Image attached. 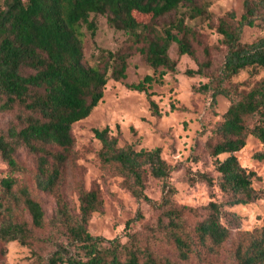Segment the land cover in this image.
Segmentation results:
<instances>
[{"label": "trees", "instance_id": "obj_1", "mask_svg": "<svg viewBox=\"0 0 264 264\" xmlns=\"http://www.w3.org/2000/svg\"><path fill=\"white\" fill-rule=\"evenodd\" d=\"M182 5L193 14L204 9L195 0H0V108L21 107L19 125L0 131V157L15 172L24 169L15 155L18 145L35 155V185L54 194L57 206L52 220L61 235L43 258L38 256L28 264H212L211 257L222 251L228 253L229 264H264V227L242 229L239 216L227 208L261 197L252 186L254 172L241 166L234 153L245 145L248 135L264 143V75L252 83H231L230 78L246 68L264 69V0H244L238 19L232 11L218 19L216 30L225 52L216 73L203 72V64L186 70L208 78L196 89L210 93L211 105L217 94L228 100L204 144L208 156L214 158L216 176L198 171L209 188L216 186L226 198L204 204L205 214L193 229L185 214L196 209L172 202L175 188L168 178L173 166L161 156V148H136L133 142L118 145L117 135L110 134L108 126L92 130L100 142L98 159L122 178L133 197L161 211L160 222L166 220L162 236L142 241L133 232L123 241L118 236L93 235L87 223L101 205L99 189L78 190L77 213L71 212L55 189L60 166L73 150L72 123L97 105L108 79L126 76L128 51L102 48L91 54V61L84 58V29L92 41L97 29L90 16L102 15L110 28L125 36L129 47L141 44L138 49L153 74L127 86L145 92L152 114L158 116L149 86L176 71V60L168 52L171 43L176 44L178 55L195 58L186 35L192 30L182 18L158 27L160 18L176 13ZM245 27L258 28L259 35L243 40ZM223 153L226 156L220 159ZM148 177L160 182L158 201L144 192ZM20 208L29 220L17 216ZM45 224L43 207L29 188L19 185L11 173L0 176V243L17 240L33 245L44 240L35 229ZM157 237L167 239L177 260L156 251Z\"/></svg>", "mask_w": 264, "mask_h": 264}, {"label": "rangeland", "instance_id": "obj_2", "mask_svg": "<svg viewBox=\"0 0 264 264\" xmlns=\"http://www.w3.org/2000/svg\"><path fill=\"white\" fill-rule=\"evenodd\" d=\"M244 0H195L203 12L193 14L188 6L182 5L176 13L168 14L158 20V27L170 19L182 18L184 25L192 32L186 33L194 49L195 58L186 54L178 55L177 46L171 43L168 52L176 60V71L167 72L161 80L153 81L149 86L150 99L157 104L160 114L153 115L145 92L130 89L127 85L136 83L146 74H153V69L145 62L139 51L140 43L129 47V42L120 32L110 28L102 15H91L95 18L97 29L94 41L84 29L83 54L91 61V54L98 49H121L128 51L126 76L121 80L108 79L102 97L90 113L72 123L71 132L74 138L73 150L61 164V178L56 186L71 212L77 213L79 208L78 190L93 186L99 189L101 205L91 213L87 230L93 235L105 238L118 236L127 239L128 233L137 232L139 238L158 236L166 223L160 222V210L150 206L144 200L133 197L122 178L115 175L111 168L100 163L97 152L100 142L94 137L93 128L109 127L110 134L117 135V144H135L136 148L159 146L161 156L173 166L168 178L175 191L172 202L176 206L187 205L196 212L185 214L189 229L205 214L203 205L210 199H225L216 186L209 188L200 179L199 172H207L216 176L214 158L208 156L204 144L212 126L221 119L228 106V100L221 94L215 96L211 105L209 92H200L196 88L206 82L207 77L197 73L189 75L187 69H197L203 64V72L216 73L222 63L225 46L221 35L216 30L217 21L227 12L232 11L238 19L243 12ZM138 19L144 15L135 13ZM259 35L256 27H245L243 40H252ZM264 75V69L246 68L230 78L231 83L255 82ZM245 87L242 85L240 88ZM21 107L0 108V131L6 132L12 125H19ZM239 164L254 172L252 186L260 191L261 197L245 204L227 207L240 218V227L244 230L264 227V143L256 137L248 135L245 145L234 153ZM23 170L12 172L0 157V176L11 173L19 185H26L32 196L37 199L45 212L46 224L35 229V233L44 240L30 244H21L17 240L0 243V264H28L36 258H43L52 248L54 240L61 237L59 230L53 225L56 209L54 194L38 189L35 185V155L25 147L18 145L15 150ZM225 153L220 154L223 159ZM160 182L148 177L145 182V194L158 201L161 196ZM19 215V216H18ZM19 218L29 220L25 210L17 212ZM21 216V217H20ZM162 236V235H161ZM155 249L161 255L177 260L175 251L167 239L157 237ZM212 264H229L228 253L222 251L212 256Z\"/></svg>", "mask_w": 264, "mask_h": 264}]
</instances>
